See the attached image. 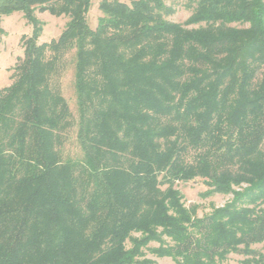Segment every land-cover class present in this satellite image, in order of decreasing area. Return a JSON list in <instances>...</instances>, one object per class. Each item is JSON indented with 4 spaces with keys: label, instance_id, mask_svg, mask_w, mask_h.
Masks as SVG:
<instances>
[{
    "label": "trees",
    "instance_id": "16d2710c",
    "mask_svg": "<svg viewBox=\"0 0 264 264\" xmlns=\"http://www.w3.org/2000/svg\"><path fill=\"white\" fill-rule=\"evenodd\" d=\"M165 1L101 0L91 29V0H0L33 25L0 90V264H264V0H183V23ZM198 180L231 198L198 217Z\"/></svg>",
    "mask_w": 264,
    "mask_h": 264
},
{
    "label": "rangeland",
    "instance_id": "374dc122",
    "mask_svg": "<svg viewBox=\"0 0 264 264\" xmlns=\"http://www.w3.org/2000/svg\"><path fill=\"white\" fill-rule=\"evenodd\" d=\"M101 0H91V6L87 15V22L91 29H94L98 18L101 16L98 5ZM129 3L130 0H120ZM166 5L170 6L174 12L167 16V20L175 23H183L190 15V11L184 7L182 0H166ZM35 18L40 21L41 30L38 36L39 43H47L53 39H57L64 29L67 18L56 17L48 11L35 12ZM0 27L2 35L0 37V90L9 86L12 82L11 74L13 68L19 64L23 58L24 50L21 45V40L24 36H31L33 33V25L26 20L21 13H13L3 16ZM71 56H67L68 65L61 71L60 76L56 79V84L60 89L63 97L66 99L70 111L74 118L77 116L76 102L73 86V66L69 62ZM76 127L72 128L66 135L64 143L61 148L62 155L72 159L81 157V152L76 141ZM177 189L183 196V202L186 207L192 205L197 206V216L202 217L208 214L213 207H220L224 205L231 195H212L205 196L206 186L200 181L179 183L176 185ZM151 244L150 246H156ZM254 248L264 252L261 245H256ZM146 257L153 260L154 264H171L168 258H156L147 253ZM242 256L230 255L229 262L236 264Z\"/></svg>",
    "mask_w": 264,
    "mask_h": 264
}]
</instances>
